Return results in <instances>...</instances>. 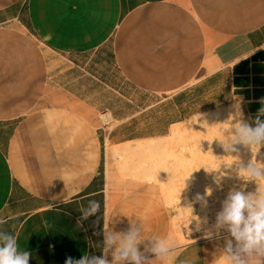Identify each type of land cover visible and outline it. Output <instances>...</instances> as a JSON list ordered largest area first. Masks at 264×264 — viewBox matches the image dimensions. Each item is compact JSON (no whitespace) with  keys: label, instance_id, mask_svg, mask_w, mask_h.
I'll return each instance as SVG.
<instances>
[{"label":"crops","instance_id":"1","mask_svg":"<svg viewBox=\"0 0 264 264\" xmlns=\"http://www.w3.org/2000/svg\"><path fill=\"white\" fill-rule=\"evenodd\" d=\"M106 51L142 95L138 110L111 113V129L55 82L60 68L86 67L103 82ZM230 105L252 126L264 120V0H0V231L29 264L100 256L105 228L132 224L174 242L171 264H222L226 230L211 240L180 233L157 185L124 178L107 150L150 147L175 124ZM89 200L101 207L84 220Z\"/></svg>","mask_w":264,"mask_h":264},{"label":"clouds","instance_id":"2","mask_svg":"<svg viewBox=\"0 0 264 264\" xmlns=\"http://www.w3.org/2000/svg\"><path fill=\"white\" fill-rule=\"evenodd\" d=\"M260 115H264V108L260 110ZM233 119L235 123L232 124L231 135L220 142L226 153L237 155L226 156L229 160L223 165L225 168H231L239 179L254 182L256 188L251 192H245L243 189L230 190L223 201L222 211L216 216L215 224L205 231L204 236L211 240L218 236L221 230L227 231L230 238L220 251L222 264H264V152H261L264 148V120L258 115L254 121L255 126H252L241 118L239 111ZM242 148L251 153L247 162L240 159ZM220 166L214 170H219ZM205 170L214 171L206 168ZM228 174L221 172L215 177L216 183L219 184L223 176ZM205 195L210 196L211 189H208ZM196 200L204 201V197L197 196ZM204 203L206 205V201ZM100 207L99 201L89 200L88 206L80 209L81 219L86 220L96 214ZM192 220H196L199 230L201 221L192 215L191 209L188 224ZM5 222V219L0 218V225ZM44 224L50 227L47 221ZM103 236L102 255L85 254L80 259L67 257L65 264H150V256L171 264L174 259V242L168 237L158 235L145 238L143 226L132 224L122 232L105 228ZM142 244L143 250L140 247ZM30 255L28 251L19 249L17 238L13 234L0 231V264H29ZM181 264L189 262L182 261Z\"/></svg>","mask_w":264,"mask_h":264},{"label":"rangeland","instance_id":"3","mask_svg":"<svg viewBox=\"0 0 264 264\" xmlns=\"http://www.w3.org/2000/svg\"><path fill=\"white\" fill-rule=\"evenodd\" d=\"M85 57L86 61H88L90 58L89 55H86ZM90 64L91 61L88 63V65ZM88 68L89 67L85 68L88 73L83 70L78 71L77 69V71L73 72L75 74H70V76L68 75V73L65 74L64 72H62V68H60V73L55 76V82L60 86H63L64 88L66 86L68 89H71L70 92L72 93V97H74V94L77 98H83V100H86V102L90 103L94 108L96 107L95 109L97 110L96 113L98 120L101 124H103V126L109 127V129L119 123V121L115 120L116 118L111 115L112 112L122 116L126 114L128 109L132 112L138 110V108L136 107V103L138 101H142V95H140V93H138L137 91H133L124 80V78L120 76V74L112 64L111 59L109 58L108 51H106L103 55L102 69H100V65H97V68H99L97 70H99V73H102L103 82L100 80L101 78L99 76H95L96 78L91 76V72ZM147 98L150 101H153L155 99L152 96H147ZM128 99L134 100L133 103H130L132 105L131 107L127 106V103L129 102ZM231 107L232 106L230 105L221 109ZM202 137H204L203 133H199L196 130L191 129L190 131L186 132V134L183 135L182 138L177 139L175 142H172L167 146L166 144L162 143V139H157V142L153 146L149 147L148 152H145L147 154L142 153L140 155H132L135 154L138 150H142L143 147L141 146L136 148V150L127 152V154L125 155L127 161L126 159H122V166L120 165V174L122 173L121 175L124 178L127 179L129 178L128 176H130L131 179L134 178L135 180H138L140 178L141 180L139 179L138 181H147L143 178L142 174L144 172L142 170V167L147 163L150 155H154V157H156L157 159H161L162 162H167V164L169 163L168 167L171 171L169 173L170 180H165L163 182L153 180L150 182L157 185L158 195L162 198L168 208L171 211H174V214L172 212V215L173 222L176 228L181 232L182 230L186 231L189 235V239L197 237L205 238V231L211 229L212 225L215 224L216 216L220 211H222L223 201L227 198V195L229 193L230 188L228 189V187L230 186L227 187V180L235 176V179H237L239 183L242 184L244 182L235 175L231 168L224 167V155L220 151L221 146H218V144H216L217 142H209L208 138L206 139ZM188 144L189 146H187ZM124 146H126V144H123L121 146L109 147L107 150L108 156L112 159H121L124 156ZM217 146L219 147V149L217 148ZM186 147L192 148V150L195 152L190 151ZM112 148H118V150L121 149L119 150L120 156L118 155L117 157H113L109 152ZM166 150L167 152L168 150L172 152L171 156H165L167 155ZM181 154H183V156ZM179 158L184 159V164L181 165V162H178ZM250 158L247 159L249 160ZM225 160L226 162H228V157H226ZM136 165H140V167H136ZM219 166V170H214ZM139 168L141 169L142 173H139L140 175L137 177L132 175L134 170L138 171ZM205 168L214 171L208 172L205 170ZM221 172L229 174L223 176L221 182L217 184L215 181V177ZM187 176L189 177L185 180ZM242 186L243 190H246V192L255 191L256 188V184L254 182H245V184L243 183L242 185H240V187ZM208 189H211L210 196L205 195ZM197 196L204 197L206 205L204 201H197ZM173 199L179 200L177 201V203H173L171 202V200ZM186 201H188L189 203H187ZM169 202L172 203L171 206H169ZM183 202V206H180L179 203L181 204ZM172 207H174V210H172ZM188 207H191L192 215L195 217L198 216L201 221L199 230H197L196 220H192V222L188 224L189 218L191 216V209H189ZM196 207L198 210H196ZM174 216L176 220H174ZM205 220L206 223H204ZM183 240L185 241L186 239L183 238Z\"/></svg>","mask_w":264,"mask_h":264},{"label":"bare ground","instance_id":"4","mask_svg":"<svg viewBox=\"0 0 264 264\" xmlns=\"http://www.w3.org/2000/svg\"><path fill=\"white\" fill-rule=\"evenodd\" d=\"M237 111H239L241 113V110H240V108L238 106H234V107H231V108H225V109H219V110H215L214 112H211V113H208V114L196 116L193 119H191L190 121H187L186 123H183V124H175V126L172 128V131H171L170 136L167 137V138L164 137V139H162L163 140L162 143L163 144H166V146H167L170 143L175 142L177 139L182 138V136L185 135L186 132L190 131L191 129H194L197 132L204 134V137H202V138H206V139L208 138V141L209 142L210 141L217 142L216 144H218V146H221L220 151L224 155L223 162L224 163H227L226 160H225L226 159V156H228V155H237V154H235V153H226L224 151L222 145H221L220 140H224L225 138H227L228 136L231 135V127H232V124L235 123V120L233 119V117L236 116ZM241 118L244 121H246L244 119L242 113H241ZM156 142L157 141L154 140V139L153 140H150L149 141V143H150L149 146H153ZM132 144H127L125 146V148H123L124 156L121 159H124V160L126 159L125 158L126 157L125 155L127 154V152L132 151V150H136V148H138L139 146L143 147L142 144H139V143L136 144L135 146L132 145ZM146 145L144 144V147L143 148H149L148 146L146 147ZM187 146H189V144ZM218 146H217V148L219 149ZM186 148H188L190 151H193L192 148H189V147H186ZM119 150H121V149H119ZM119 150H118V148H112V149H110L109 152L111 153V155L113 157H115V156L117 157L120 154ZM193 152H195V151H193ZM171 153L172 152L170 150H168V152L166 150V154L167 155H165V156H168V155L171 156ZM183 154H181V155L183 156ZM239 156H240V159L241 160H243L244 162H246V161H248L247 158H250L251 157V153L247 149H243L242 148L241 149V152L239 153ZM228 159H229V157H228ZM148 160H150V161H148ZM148 160H147V163L142 167L143 168L142 170L144 172L142 175H143V178L144 179H146L147 181L156 180V181H160V182H163L165 180H170V174L169 173L171 171H170V169L168 167V164L169 163L167 164V162H162L161 159H157L156 157H154V155L153 156L150 155V157H149ZM183 160H184L183 158L182 159L179 158L178 159V162L179 163L181 162L180 164L182 165L185 162V161L183 162ZM126 161H127V159H126ZM167 161H169V160H167ZM136 167H140V165H136ZM139 173L140 174L142 173L140 168L138 169V171L137 170L136 171L134 170V172H133L132 175H134V176L137 177V176L140 175ZM173 177H176V176H173ZM243 183L245 184V181ZM242 184L239 183L237 179H235V176L233 178H229L227 180V187L230 186V187H228V189L230 188L229 191L232 190V189H237V190L243 189V186L240 187V185H242ZM244 191L246 192V190H244ZM178 200L177 199H173V200H171V202L177 203ZM171 202H169V204H170L169 206L172 205ZM186 202L189 203L188 201H186ZM183 204H184V202L181 203V204L179 203L180 206H183ZM197 207H196V210H198ZM172 210H174V207H172ZM172 212L174 214V211H172ZM204 217H201V218H204ZM174 220H176L175 219V216H174ZM179 232L181 233V231H179Z\"/></svg>","mask_w":264,"mask_h":264}]
</instances>
